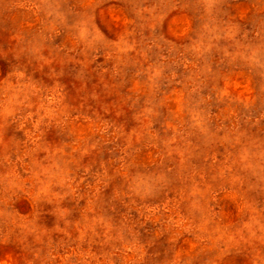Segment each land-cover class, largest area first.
<instances>
[{"label": "rangeland", "instance_id": "1", "mask_svg": "<svg viewBox=\"0 0 264 264\" xmlns=\"http://www.w3.org/2000/svg\"><path fill=\"white\" fill-rule=\"evenodd\" d=\"M0 264H264V0H0Z\"/></svg>", "mask_w": 264, "mask_h": 264}]
</instances>
